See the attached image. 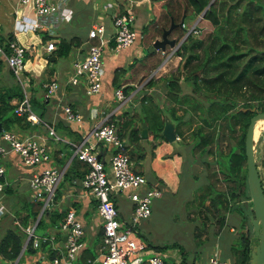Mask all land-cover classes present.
Here are the masks:
<instances>
[{
  "label": "crops",
  "instance_id": "obj_1",
  "mask_svg": "<svg viewBox=\"0 0 264 264\" xmlns=\"http://www.w3.org/2000/svg\"><path fill=\"white\" fill-rule=\"evenodd\" d=\"M179 2L180 0H67L61 9L38 17L34 15L31 5H22L18 0H0V40L2 43H6L10 39H15L25 47L26 60L24 58L23 76L30 82V96L42 103L35 106L36 109L34 110L35 112H39V110L43 112L41 120L52 125L61 138L56 140L50 137L42 122L29 123L23 127L14 126L10 129L21 136H36L47 145L50 150V159L46 164L29 166L23 164L19 155L13 150L0 155V165L3 167L0 180L4 182L3 190L0 191V200L5 206V212L0 216V240L8 229L18 230L22 234V245L16 259H7L0 252V264H12L15 261L18 264H35L42 254L49 256L50 252L45 245L51 244L54 255L63 251L66 235L65 231L59 228V225L66 211L70 208L74 209L75 215L82 222L84 230L80 238L81 246L76 261L80 263L89 261L92 262L91 264H99L97 260L104 250L102 222L97 213L96 199L87 193L81 185L80 178L83 176L86 166L83 162H78L71 144L78 143L102 119H108L113 115L118 117L122 112H131L133 109L138 110L144 94L150 95L157 102L159 97L166 93L167 79L175 72L173 71L170 75H162L156 72L164 69L167 62L173 61L175 58H179L180 63L175 60V66L181 70L184 56L176 52L178 46L188 34L193 38L200 37V35L186 31L183 39L179 40L180 37L182 38L181 35L177 40L179 29H175L167 34L169 39H174L173 46L165 44L164 49H151L153 41L161 39L163 30L168 28L171 23L183 22L184 26L178 25L181 30L183 29V32L186 21L190 24L189 27L193 24H200L199 21L202 17H199L200 14L197 17L192 15L189 7L179 19ZM123 5L126 7L122 10ZM129 6L133 12L132 27L136 32V37L127 47L117 49L113 40L115 28L112 19L115 15L126 11ZM25 17H29V19L37 17L36 20L40 25L37 26L28 20L23 27H18L17 23L23 22ZM97 23H102L105 27L104 37L106 41L102 47V82L97 93L87 95L82 82L71 84L68 82V78L73 69V62L85 54L89 42L87 38L89 28ZM198 28L201 31L202 27L199 26ZM70 37H77L76 42H79L78 46L73 48L68 56H65L67 60L71 61L70 72L65 73L61 68H49V64L46 65L38 60L41 57H47L48 63L58 60L61 56L54 53L58 41L61 38ZM49 40L54 42V49H46V42ZM159 61L161 63L158 66ZM175 69L176 67L172 70ZM150 78L152 83L148 84L147 81ZM53 79L57 80L59 86L51 97L45 99L43 95L44 85ZM16 85L20 87L10 69L5 63H1L0 90ZM181 85L183 91H188V88L184 89V84L181 83ZM118 87H121L122 90L127 87L126 93L123 91L125 99L119 108L117 106L120 102L115 97V89ZM16 101L17 98L13 97L10 103L14 104ZM64 104L70 105L73 110L82 115L80 123L65 119L62 111ZM180 110L182 109L177 110V115L183 113V110L179 113ZM166 116L168 117V115ZM259 137L261 139L257 142L255 156L262 158L264 157V131L262 135L260 133ZM141 140L140 145L143 148L144 157L137 162L132 161V168L146 177L149 186H156L161 189L162 196L165 193H173L177 190L180 183L179 175L185 167L184 156L178 147L179 137L177 136L172 142L167 140L153 141L148 133L147 137ZM0 143L7 144L1 138V129ZM109 148L111 147H104L106 149L103 151L105 152V160L112 153V151L109 152ZM261 152L262 156L260 155ZM200 159L203 163L205 161L211 162V159H207V155H201ZM73 162L75 165L71 169L72 176L64 179V172L70 168ZM44 165L63 170L56 187V198L53 205L48 209L50 212H63V214L57 221L59 225L49 223L48 215L42 214L44 215V222L37 229H34V232L40 235L53 234L54 239L39 248H27L28 252L26 253L27 234L25 227L33 224L30 217L27 219L26 225L23 224L29 212V203L32 201L28 181L31 175ZM256 165L259 167L257 160ZM193 175L196 173L192 170L189 173L185 193L190 188H195L194 185L190 186ZM115 204L119 216L127 219L131 213V202L119 195L115 198ZM148 222L147 217L136 225L133 239L136 243L143 244L142 256L144 253L158 252L165 260V254L154 248L156 245L151 243L146 236L149 232ZM228 231L232 236L231 226ZM230 241L231 237H227L228 245ZM6 252H10L9 247H7ZM217 254L222 256L220 251ZM147 255L149 254H146V257ZM167 256H175V260H179L177 255Z\"/></svg>",
  "mask_w": 264,
  "mask_h": 264
},
{
  "label": "trees",
  "instance_id": "obj_2",
  "mask_svg": "<svg viewBox=\"0 0 264 264\" xmlns=\"http://www.w3.org/2000/svg\"><path fill=\"white\" fill-rule=\"evenodd\" d=\"M184 1V11L189 7L192 15L196 16L202 13L209 0ZM125 7L123 5L122 10ZM199 22L208 23L209 28L199 38L188 34L178 46L176 52L184 56V62L181 70L177 67L167 79L166 93L159 95L161 101L156 102L153 97L144 94L138 110L122 112L119 117L113 115L109 119L115 122L123 143L122 151L135 162L144 157L140 145L142 123L146 124L153 141L166 140L161 132L165 115L174 123V131L179 138L183 137V128L190 130L188 146L191 156L211 157V162H204V180L196 188L198 211L204 212L205 219L211 221L209 223L216 224L212 235H217L225 227L227 216L237 218V228L232 227L229 244L231 261L233 264H249L250 251L258 237L254 235L249 221L253 210L247 186L244 138L251 116L264 111V0H213ZM178 28H172L170 33ZM182 33L179 31L177 40ZM204 33L201 29L200 34ZM77 40V37L61 38L54 53L68 56L78 46ZM181 79L190 86L188 91L182 90ZM147 83H152V79ZM126 89L123 88L125 93ZM13 97L17 100L22 97L17 85L0 90L1 131L30 123L24 114L14 112L15 104L10 103ZM30 103L34 112L35 106L42 104L32 96ZM178 109H182L183 113L177 115ZM35 113L42 117L41 110ZM186 113L188 115L184 116ZM74 165L73 162L64 172V179L72 176ZM29 204L24 225L29 217L33 222L36 220L41 201L33 199ZM45 213L49 223L59 225L57 221L63 212ZM43 217L37 219L34 229L42 225ZM202 225L203 232H206L208 223ZM200 230L196 234L202 240ZM45 244L47 242L41 245ZM21 245L20 231L8 229L1 237L0 252L7 259H15ZM45 246L49 256H54L51 245ZM7 247L9 253L6 252ZM27 248H32L30 240L27 241Z\"/></svg>",
  "mask_w": 264,
  "mask_h": 264
},
{
  "label": "built area",
  "instance_id": "obj_3",
  "mask_svg": "<svg viewBox=\"0 0 264 264\" xmlns=\"http://www.w3.org/2000/svg\"><path fill=\"white\" fill-rule=\"evenodd\" d=\"M18 2L22 5H31L34 15L43 17L47 13L64 7L67 0H18ZM36 18L25 17L24 21L17 23V25L23 27L24 23L29 20V22L39 26L40 23L37 22ZM133 18L130 6L126 11L113 17L115 48L127 47L135 39L136 32L132 27ZM182 26H184L183 22ZM197 28V24H193L187 31L196 33ZM104 34L105 27L102 23L94 24L89 28L87 32L89 42L85 54L73 62V69L68 78V82L71 84L82 82L87 95L95 94L101 88L102 47L106 41ZM45 47L48 50L54 49L55 44L49 40ZM24 58L25 47L15 39L0 43V61L10 69L22 89V97L14 103L13 110L16 114H24L30 124L42 122L50 137L56 140L61 139L53 126L48 122H43L32 110L30 82L23 76ZM44 86L43 95L45 99H48L56 92L59 84L56 79H53ZM115 97L120 102L117 106L119 108L125 99L121 87L115 89ZM62 111L65 119L78 123L82 121V115L73 110L70 105L64 104ZM1 138L7 144L0 143V155L13 150L19 155L22 163L29 166L46 164L50 159V150L47 145L34 135L21 136L11 130H2ZM122 144L116 131L115 122L109 118L102 119L78 143L71 144L74 155L86 166L85 172L80 178L81 185L87 193L96 199L97 213L102 222L104 250L97 261L100 264H166L164 257L158 252H150L146 258H143L141 255L143 244L136 243L133 239L136 225L150 216L153 201L162 196V190L156 186H149L146 177L132 168V160L126 152L122 151ZM106 146L115 147L107 160H105V152H103L106 150L104 149ZM62 172L63 170L56 167L44 165L29 178L28 185L32 200L41 201L36 220L32 225L25 227L27 241H31L33 248H39L43 242L50 243L54 239L53 234H36L34 227L37 219L53 205L56 187ZM2 173L3 167L0 165V176ZM260 179L264 192L263 174ZM3 187L4 182L0 180V191L3 190ZM119 195L131 202V213L127 219L119 216L115 204V198ZM4 212L5 206L0 200V216ZM59 228L65 231L66 235L64 250L52 257L42 254L35 264H91L92 262L89 261L84 263L76 261L81 246L80 238L84 230L83 224L75 215L74 209L70 208L66 211ZM12 264L18 263L15 261ZM203 264L233 263L228 258L214 254L209 256Z\"/></svg>",
  "mask_w": 264,
  "mask_h": 264
},
{
  "label": "rangeland",
  "instance_id": "obj_4",
  "mask_svg": "<svg viewBox=\"0 0 264 264\" xmlns=\"http://www.w3.org/2000/svg\"><path fill=\"white\" fill-rule=\"evenodd\" d=\"M145 5V4H143ZM179 19L182 15L185 14L184 7H185V1L180 0L179 2ZM198 14L196 15V17ZM178 18V17H175ZM208 23L199 25L197 24V27L201 26L204 34H199L200 28H197V31L195 34L197 35H205L207 29L209 28L207 26ZM188 22L186 21V27L185 31L183 32V29L180 28L179 31L183 32L182 38L180 37L179 40L183 39L184 34L186 33L187 29L189 28ZM177 56V55H175ZM26 60V58H25ZM40 62L45 63L46 65H50L49 68L54 69H62L65 71V73L70 72V65L71 61L67 60L65 56L59 57L58 60L52 61L48 63L47 57H41L38 59ZM175 60H178L180 63L179 58L173 59V61H168L167 65L164 69L158 70L156 73H161L162 75H170L174 70L175 67ZM161 61L157 63L159 64ZM178 64V63H177ZM65 65V67H64ZM156 65V66H157ZM157 66V67H158ZM48 67V66H47ZM157 70V69H156ZM155 70V71H156ZM181 83L184 84V89L188 88L189 85L181 79ZM186 84V86H185ZM160 95V94H159ZM160 100V99H159ZM136 110V109H133ZM182 110L179 111L181 113ZM186 113L184 116H187ZM192 125L194 126V123L192 122ZM264 123L263 120L256 121V127H255V139L256 143L261 139V135L264 131ZM184 134L182 138H179V150L184 156V164L185 167H183L182 172L179 175L180 183L177 187V190H175L173 193L167 194L165 193L161 198H157L154 200L152 206L153 210L151 211L150 216L148 217V229L149 232L146 234L149 241L156 246H158V250L161 251L160 253L165 254V262L166 264H202L207 261L206 258L208 256L217 254L218 251L222 254V258H228L230 262H232L229 245L228 242H226L227 237H232L230 235V232L228 229L231 227L237 228V222L236 217L233 216H227L226 226L220 230L221 232L217 235H212V231L215 230L216 224L215 223H209L211 222L210 219L206 218L204 216V212L202 210L199 212L198 208L199 206H196V199L195 195L196 192V186L199 185L204 180V175L206 173V168L203 162H201V156L193 155L191 156L189 153V136L191 134L189 129L183 128ZM110 151H114L115 147L111 146V148L108 149ZM264 154V153H263ZM262 156V152L260 154ZM205 156V155H204ZM193 158V160H192ZM207 159H211L210 156H207ZM257 163L259 164V167H257L260 177H262V174L264 175V157L259 158L256 157ZM213 166V165H212ZM196 173V175H193L191 178L190 186H195V191L193 188H190L186 193V185L188 182L189 173L192 171ZM198 180H197V178ZM165 191V190H164ZM123 197V196H122ZM124 198V197H123ZM176 205V207H174ZM250 213V212H248ZM202 220L205 223H208L206 225L207 229L206 232L204 231ZM142 221H140L138 224H140ZM200 228H202L200 230ZM200 230L201 239L197 236V232ZM235 231V230H234ZM204 236V237H203ZM166 251V253H164ZM28 252V249L26 250V253ZM146 254L144 253L143 257H146ZM167 255H177L179 256V260H175L174 257H168ZM206 259V260H204ZM22 263V261H21Z\"/></svg>",
  "mask_w": 264,
  "mask_h": 264
},
{
  "label": "water",
  "instance_id": "obj_5",
  "mask_svg": "<svg viewBox=\"0 0 264 264\" xmlns=\"http://www.w3.org/2000/svg\"><path fill=\"white\" fill-rule=\"evenodd\" d=\"M213 0H209L204 10L210 5ZM202 13L200 17H202ZM182 26V23H171V25L164 29L161 35V39H156L151 45V49H164L165 44L171 46L174 45V39H169L167 34L174 26ZM119 117V116H118ZM263 120L264 123V111L256 112L251 116L246 128L244 138V151L246 158V176L247 186L252 202L253 214L249 216V221L252 225L253 233L258 237V241L254 242L250 251L249 264H264V192L261 185V179L256 165V139L254 129L256 121ZM162 134L168 142H172L177 138L174 131V123L165 115L164 124L162 128ZM148 135V129L145 123H142L140 137L146 138ZM65 238V237H64Z\"/></svg>",
  "mask_w": 264,
  "mask_h": 264
},
{
  "label": "bare ground",
  "instance_id": "obj_6",
  "mask_svg": "<svg viewBox=\"0 0 264 264\" xmlns=\"http://www.w3.org/2000/svg\"><path fill=\"white\" fill-rule=\"evenodd\" d=\"M260 121H262V120H260ZM256 127V126H255ZM254 134H255V129H254Z\"/></svg>",
  "mask_w": 264,
  "mask_h": 264
}]
</instances>
